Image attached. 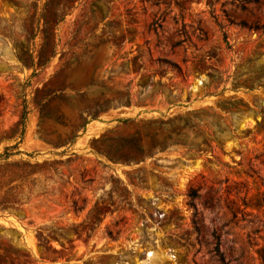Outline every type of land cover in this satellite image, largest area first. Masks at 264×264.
Masks as SVG:
<instances>
[{
    "label": "rangeland",
    "instance_id": "374dc122",
    "mask_svg": "<svg viewBox=\"0 0 264 264\" xmlns=\"http://www.w3.org/2000/svg\"><path fill=\"white\" fill-rule=\"evenodd\" d=\"M245 24L264 0H0V264H264Z\"/></svg>",
    "mask_w": 264,
    "mask_h": 264
},
{
    "label": "trees",
    "instance_id": "16d2710c",
    "mask_svg": "<svg viewBox=\"0 0 264 264\" xmlns=\"http://www.w3.org/2000/svg\"><path fill=\"white\" fill-rule=\"evenodd\" d=\"M244 26L247 29H249V30L264 32V26H257V25L256 26H252V25H247V24H245ZM215 241H216V245H215V249H214L215 254L218 257V260H219L220 264H224V257L222 256V254L219 251V246H218L219 241H218V237H215Z\"/></svg>",
    "mask_w": 264,
    "mask_h": 264
}]
</instances>
